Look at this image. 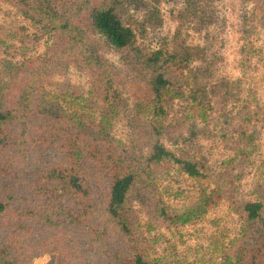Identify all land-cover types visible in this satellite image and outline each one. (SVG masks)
<instances>
[{
	"label": "trees",
	"instance_id": "16d2710c",
	"mask_svg": "<svg viewBox=\"0 0 264 264\" xmlns=\"http://www.w3.org/2000/svg\"><path fill=\"white\" fill-rule=\"evenodd\" d=\"M2 1L18 6L47 41L42 55L8 62L0 84V264L39 258L46 264H171L151 257L143 219L173 230L223 203L237 218L239 235L219 260L202 264H264V185L254 199L240 197L232 161L209 179V195L186 212L170 209L159 188L158 179L173 165L192 179L211 176L203 162L177 157L165 146V134L177 128L165 126L167 112L185 99V88L194 115L219 113L239 138L251 125L250 110L228 112L215 92L210 95V83L189 85V48L141 45L126 18L132 0ZM183 1V19L206 21L203 8ZM245 2L251 9L244 39L257 31L264 38V0ZM102 45L115 52L118 65ZM69 69L93 83L94 100L82 111L65 108L49 93L54 78ZM124 96L138 109L127 118L135 135L129 144L113 133L118 111H131ZM224 132L232 144L241 141Z\"/></svg>",
	"mask_w": 264,
	"mask_h": 264
},
{
	"label": "rangeland",
	"instance_id": "374dc122",
	"mask_svg": "<svg viewBox=\"0 0 264 264\" xmlns=\"http://www.w3.org/2000/svg\"><path fill=\"white\" fill-rule=\"evenodd\" d=\"M192 3L203 8L206 21L183 19L187 6L183 0H132L126 18L138 42L151 50L161 46L170 52L180 51L183 46L189 48L186 70L189 85L197 87L201 80L210 83V95L215 92L228 112L236 114L242 107L250 110L251 125L246 135L239 138L237 133L230 132L219 113L210 112L211 117L205 118L194 115L187 98L189 89H184L185 99L174 101L167 112L165 126L177 128L165 134V146L177 157L203 162L206 174L211 176L192 179L179 174L175 165L162 173L159 188L166 205L177 212H186L207 197L213 188L209 179L222 172L229 161L239 177L240 197L252 200L256 188L264 185L263 34L249 33L248 41L244 39L248 30L245 13L251 9L245 0H192ZM46 41L47 37L18 6L0 0V84L8 62L42 55ZM98 41L102 42L99 38ZM103 54L118 65L117 55L109 47L103 48ZM54 82L49 93L69 110L82 111L94 100L92 80L74 69L55 77ZM125 96L127 110L131 111H118L113 133L117 140L129 144L135 135L127 125V118L138 109ZM209 103L212 105L213 100ZM114 105L110 103L109 107ZM93 113L102 116V112ZM224 130L229 131L233 141L241 139L238 145L226 138ZM143 225L145 235L153 242L151 257L171 264H202L211 257L219 260L228 243L239 235V222L224 203L177 229H156L145 219ZM32 264H46V258Z\"/></svg>",
	"mask_w": 264,
	"mask_h": 264
}]
</instances>
